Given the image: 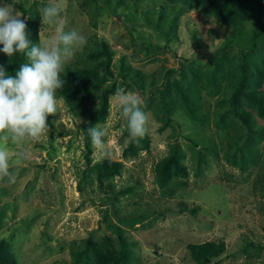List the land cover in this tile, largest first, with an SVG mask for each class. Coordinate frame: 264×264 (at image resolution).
<instances>
[{
	"label": "rangeland",
	"instance_id": "obj_1",
	"mask_svg": "<svg viewBox=\"0 0 264 264\" xmlns=\"http://www.w3.org/2000/svg\"><path fill=\"white\" fill-rule=\"evenodd\" d=\"M53 2L57 0H18L14 8L24 16L22 7L31 10L36 3L41 14ZM59 2L66 30L76 28L87 39L68 65H94L88 52L106 41L116 71L124 62L162 85L164 73L175 69L178 72L171 80L186 76V82L199 91L204 121L192 117L175 97L169 120L159 93L151 94L149 88L142 92L130 82L119 81V87L145 101L142 110L149 114L151 147L138 156L124 153L129 144L126 122L119 116L115 94L111 95L109 116L97 125L109 130L105 141L111 156L102 158L94 149L92 164L108 159L116 170L101 186L94 173H84L80 125L86 120L74 115L67 101L56 94L58 113L48 117L50 130L42 140L7 146L13 156L10 170L17 180L14 184L0 181V239L10 243L18 263L75 264L74 252L85 248L90 235H110L118 246V225L133 250L126 264H199L188 244L209 240L226 244L224 253L209 264H264V119L245 103L256 118L257 132L251 133L233 114L218 122L229 107V102L218 100L231 96L230 69L242 56L261 63L252 52L250 33L264 23V0L245 6L238 0L231 3L233 8H247L239 16L241 23L235 25L223 24L180 0ZM4 3L12 0H0ZM55 27L41 24V41L51 39ZM230 40L233 45L223 56ZM218 57L223 59L225 74L220 89L208 82ZM7 62L0 56V64ZM258 89H264V84ZM174 142L183 148L189 176L185 185L165 194L156 183L155 166ZM196 148L205 154L200 167ZM25 149L28 159L20 160L17 153Z\"/></svg>",
	"mask_w": 264,
	"mask_h": 264
},
{
	"label": "trees",
	"instance_id": "obj_2",
	"mask_svg": "<svg viewBox=\"0 0 264 264\" xmlns=\"http://www.w3.org/2000/svg\"><path fill=\"white\" fill-rule=\"evenodd\" d=\"M96 1V0H92ZM178 1V0H177ZM188 5L190 9L201 8L208 14L218 18L223 24H239L241 17L245 14L247 8L231 7V3L236 0H180ZM242 5L253 3L256 0H238ZM237 4V3H236ZM32 8L25 10L24 17L31 15V19H27L28 38L34 44H40L41 41V14L36 9V3ZM31 12V13H30ZM161 27V26H160ZM162 31V29L160 28ZM253 42L252 52L260 59L261 65L253 61L248 56H242V61H237V65L230 69V86L231 96H223L218 100L229 102L227 110L220 114L218 122L223 123L224 117L228 114H233L253 133L257 132L254 128L256 118L246 108L245 103H248L255 110V113L264 119V89H258L264 84V23L256 26L250 33ZM233 40L226 43L223 48V56L226 55L228 48L232 47ZM2 47V45H0ZM0 56L8 59L4 65L6 70L12 75L19 69L21 63H26L27 59L22 54H15L10 61V58L0 52ZM89 59H94V65L87 64L84 66L72 67L67 65L65 71L62 72L61 79L65 80V85L62 89L57 90V95L63 97L69 106L70 111L74 115L86 121L80 125L84 143V158L86 160L87 170L85 174L90 175V172L96 175L100 185H104V179L116 170V167L110 160L104 159L100 162L92 164V154L94 148L91 143V138L88 135L89 127H97L100 122H103L109 116L110 111V96L115 94L119 87V81L122 83H131L130 85L137 87L142 92L148 88L153 92L159 93L166 111L167 119L170 118L171 108L173 107V97L180 98L183 107L189 114L203 122V116L200 115L202 100L199 91L193 84L186 82L185 77L181 79L171 80V76L178 72L175 69L167 70L164 73V82L158 84L156 78L149 80L147 75L140 71H133V67L126 65L124 62L120 64V70H114L112 65L113 52L110 49L109 43L101 41L97 43V48L88 52ZM215 65L212 70H209L208 82L215 88L220 89V81L225 77L223 71V59L218 57L214 59ZM254 69V70H252ZM255 74L253 75V73ZM162 73V72H160ZM198 78V74L194 73ZM149 80V81H148ZM197 96V97H196ZM128 134V132H127ZM129 136V135H128ZM194 143V140H192ZM198 147V143H194ZM151 147V140L148 134L139 140V143H130L126 147L124 153L130 156H138L141 151H147ZM198 161V167L205 161V154L201 148L195 149ZM184 152L179 142H174L169 149V153L157 162L156 183L161 190L171 193L175 188L185 185L186 178L189 176V168L183 162ZM111 187L110 183H106ZM170 189V190H169ZM112 227V223L110 224ZM119 245L117 246L114 238L110 235H104L101 238H95L93 235L88 236L84 243L85 248L74 252L75 264H126L133 257V250L127 238L123 234L120 226L115 225ZM226 248L224 241H204L201 243H190L188 249L193 260L199 264H209L213 258H219ZM0 264H19L15 254L10 248V243L2 238L0 239Z\"/></svg>",
	"mask_w": 264,
	"mask_h": 264
},
{
	"label": "clouds",
	"instance_id": "obj_3",
	"mask_svg": "<svg viewBox=\"0 0 264 264\" xmlns=\"http://www.w3.org/2000/svg\"><path fill=\"white\" fill-rule=\"evenodd\" d=\"M12 3L0 4V52L11 58L22 54L27 62L21 63L14 75L8 74L0 64V181L14 184L17 175L10 169L13 156L7 149L9 144L37 143L49 132L47 122L50 115L58 113L56 93L65 85L61 73L82 50L87 39L76 28L66 30V20L60 19L64 7L59 0L43 8L42 24H55L51 39L34 44L28 38L27 19L15 10ZM119 116L126 122L130 143H139L149 132V114L142 110L145 101L135 92L119 87L115 92ZM92 146L102 158H110L111 152L105 138L107 127H89ZM20 160L28 159L27 150L17 153Z\"/></svg>",
	"mask_w": 264,
	"mask_h": 264
}]
</instances>
